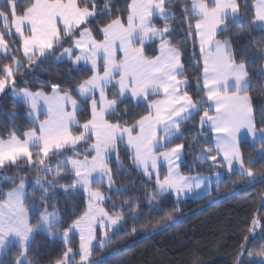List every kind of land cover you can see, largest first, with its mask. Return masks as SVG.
<instances>
[{"label":"snow or ice","instance_id":"6c2138e0","mask_svg":"<svg viewBox=\"0 0 264 264\" xmlns=\"http://www.w3.org/2000/svg\"><path fill=\"white\" fill-rule=\"evenodd\" d=\"M108 3L109 0H105L104 6L98 8L95 0H91V7H80L77 0H33L22 14H17L15 0H6L11 10L10 22L9 14L0 10L4 27H14L19 35L24 56L30 65L38 62L37 57L51 55L63 37H72L77 30L79 38L73 39L72 43L79 52L72 63L84 61L85 64L91 65L92 75L79 83L75 89L82 99L88 100L91 97V117L82 125H79L76 119L81 105L73 99L71 91H62L57 84H52L50 95L42 90H15L14 72L20 68V62L15 57L11 65H4V75L0 77V94H3L9 85H13L11 95L29 107L28 117L33 124L38 121V115L35 114L40 110V101H43L47 109V118L39 121L38 128L25 131L24 139H20L14 132L8 139H0V168L17 165L21 159L26 158L28 166H39L41 171L53 173L50 184L65 173L74 174L75 179L71 187H82L87 197V208L69 229H65L62 239L67 245L71 229L79 231V264H88L96 238L97 223L102 230L99 246L103 247L111 242L109 230H116L126 219L122 214L109 215L101 206L108 197L100 191L91 190L93 183H102L106 179L109 191H123L115 188L108 164L114 151L118 158L119 143L126 140L134 167L142 170L145 177L151 179L155 173V191L147 193L149 206L153 210H163L156 202L157 197L162 198L170 191L179 197L193 188L192 178L180 175L176 168L182 144L156 153L157 148L180 136L182 124L199 111L201 106L199 102H194L186 91L181 94V85L187 83L186 79H179L183 75L181 52L167 39L174 29L169 28L167 24L163 28H157L151 23L154 12L165 21L169 20L172 14L165 10V0H131L128 5L127 25L117 16L99 29L103 39L97 40L89 28L82 26L89 22V18L103 15L108 9ZM240 8L241 4L237 0H212L211 6L205 0H191V15L198 19L194 34L189 31L188 35H194L199 42L203 89L207 101L211 102L209 109H205L200 116V126L202 130L205 125L210 128L213 141L202 154L215 152L216 155L208 157L214 163L217 156L222 155L229 171L234 163H239L243 174L244 162L238 147V134L242 129H246L252 138L257 137L251 100L247 94L248 72L243 62L236 63L230 42L227 39H216L218 30L227 27L226 20L229 17L234 21L240 18ZM254 8L252 27L264 29V0H256ZM59 25L63 26L62 29ZM25 32L30 34L25 35ZM153 38L159 39V55L149 58L145 54V44ZM137 42L139 47L135 46ZM0 49L7 51L2 34ZM118 51L123 53V58L119 61L116 58ZM72 53V48L64 49V53L56 59L59 61L66 54L71 60ZM101 59L102 75L98 71V60ZM109 86L114 89L118 86V94L113 91L112 99H108L106 95ZM96 92L99 93L98 98ZM161 93L163 98L148 103L147 114L141 116L133 125L122 126L119 121L112 123L106 118L109 115H118L117 107L129 96L130 101L138 102L141 97L147 100L149 94ZM67 105L71 106V111L67 110ZM211 105H214V114L210 115ZM124 123L126 125V122ZM73 125L81 127L82 131L74 134ZM89 135L95 139L84 151L94 152V155L90 158L85 155L83 159H79L77 148L81 142H87ZM260 135L264 136V133ZM33 148L38 150L33 152ZM68 150L73 154L63 160L58 159L53 172L48 161L52 157L63 156ZM161 158L168 164V173L163 179L158 171V161ZM119 166L123 167L122 164ZM247 176L254 182L250 169ZM26 183V180L21 178L19 185L2 194L4 199H0V250L12 243L18 245L21 252L16 264H33V261L25 260L33 234L44 231L49 237H58V233L52 229L61 222L56 210L49 212L45 207L40 212L37 224H30V215H35L36 207L34 203L25 205ZM35 184L42 189L41 200L47 203L48 187H45L39 176L36 177ZM194 186L200 188L201 184L196 183ZM129 203L131 202L119 207L127 208ZM116 207L113 205V209ZM133 212L131 218L138 219L139 213L135 209ZM256 223L254 219L253 224ZM245 247L246 245H241V254ZM72 254L73 249L68 247L63 253V258L56 261V264H69ZM237 264H240L239 257Z\"/></svg>","mask_w":264,"mask_h":264},{"label":"trees","instance_id":"16d2710c","mask_svg":"<svg viewBox=\"0 0 264 264\" xmlns=\"http://www.w3.org/2000/svg\"><path fill=\"white\" fill-rule=\"evenodd\" d=\"M205 1L211 6L210 0ZM32 2L33 0H15L17 14H22ZM77 2L80 7H91V0ZM95 2L98 8L105 4V0ZM237 2L241 4L240 18L235 21L228 19L227 27L217 37L230 42L237 64H245L249 77L247 94L251 100L255 126L264 130V30L252 27L256 0ZM130 3L131 0H109L107 11L89 19L82 27L89 28L95 39L102 40L103 35L99 29L117 16L127 24ZM165 9L172 14L171 18L165 21L163 18L154 17L152 26L163 28L167 24L169 28L174 29L167 39L181 52L183 75L179 79L187 80L182 93L186 91L193 101L199 102L201 106L199 111L182 124L180 136L165 143L158 149V153L170 150L176 144H182V160L179 164L182 176H219L220 179L202 196L175 199L168 193L162 198L157 197L156 202L163 210L155 211L149 206L147 199V193L155 191L154 176L149 179L143 175L142 170L135 168L126 141L119 143L118 158L116 153L108 163L115 188L123 191L118 193L109 191L106 187L103 189L108 197L105 206L109 215L122 214L126 219L121 222L120 229L113 233L110 243L92 248L89 260L91 264H235L241 245H246L242 264H261L264 262V142L254 146L247 141L240 144L243 165L252 171L254 182L238 172L226 173L219 156L215 163L208 158L210 155H216L215 152L202 154L213 139L210 130L206 126L202 130L200 126V116L205 109H209V105L203 89V65L198 40L194 35H188L189 31L194 34L198 17L191 15V0H165ZM0 10L7 12L11 17L6 0H0ZM2 30L3 25L0 22V32ZM61 35L63 36L62 33ZM78 36L79 30L74 32L72 37H63L51 55L37 57L38 62L30 65L21 54L19 42L6 34L3 35L11 52L0 54V77L4 75V65H11L15 57L20 62L19 70L14 72L15 89L26 88L32 92L42 90L50 95L52 84H57L62 91H71L73 99L81 105L76 119L79 125H82L91 117V97L84 100L75 89L79 83L92 75V70L87 65L76 66L70 59H56L64 49L73 47L72 40ZM159 43V39L146 42L145 54L149 58L158 55ZM135 46L139 47V42ZM98 71L103 73L102 61ZM12 87L13 85L8 86ZM113 91L118 94L117 88L109 86L106 91L108 99L113 98ZM95 95L97 97V94ZM158 97L151 95L146 101L137 103L125 98L116 109L118 115H109L106 118L112 123L119 121L122 126L133 125L141 116L147 114L148 103ZM28 111L27 105L8 92L0 94V139H8L13 132L18 137H23L25 131L35 128L36 124L27 117ZM72 130L74 134H79L82 128L76 125ZM92 143L93 137L89 135L87 142L78 146L77 158L83 159L85 155L90 158L92 153H86L84 150ZM31 150L35 152L38 149ZM72 154V151L68 150L63 156L52 157L48 163L51 164L53 172L58 159L63 160ZM120 164L123 165L122 168ZM0 173V199H4L2 194L18 186L21 178L26 180L25 205L34 203L36 207L35 215H31L32 226L45 207L49 212L56 210L61 217V222L52 229L58 233V237H49L44 231L34 233L27 250V260L33 261V264H56V261L63 258V253L68 247H71L78 257L80 238L71 233L67 245L61 238L65 229H69L86 210L85 193L78 187H71L75 179L74 174L65 173L50 184L53 173L41 171L39 166H28L27 159H21L17 165L0 168ZM167 173L166 168L160 167L161 179ZM38 176L49 189L47 203L41 200L42 189L35 184ZM5 177L7 179H4ZM129 201L131 203L127 208L119 207ZM113 205L117 207L113 209ZM133 209L139 213L136 220L131 218L134 215ZM254 219L257 222L255 225ZM252 233L255 235H251ZM20 252L21 249L16 244H11L0 257V264H16ZM248 256L256 260L252 261ZM78 260L74 259L69 264H76Z\"/></svg>","mask_w":264,"mask_h":264},{"label":"crops","instance_id":"0c3cea01","mask_svg":"<svg viewBox=\"0 0 264 264\" xmlns=\"http://www.w3.org/2000/svg\"><path fill=\"white\" fill-rule=\"evenodd\" d=\"M210 1H212V0H210ZM206 2V1H205ZM254 9V14H255V8H253ZM166 10V9H165ZM9 11H10V15H11V10H10V8H9ZM167 11V10H166ZM168 12V11H167ZM154 17H159V15L157 14V13H155L154 12V14H153V17L152 18H154ZM161 18V17H160ZM228 19H232L231 17H229ZM227 19V20H228ZM226 20V21H227ZM11 21V17H9V22ZM0 22H1V24L3 25V30H2V32H0V34H2V35H8L11 39L12 38H15L18 42H19V46H20V51H21V54H22V56L25 58V59H27L25 56H24V53H23V47H22V42H21V40H20V37H19V35L15 32V28L14 27H11L10 26V28H5L4 27V23H3V20L2 19H0ZM127 25V24H126ZM59 27L62 29V25H59ZM225 28H223L222 30H224ZM222 30H218V32H217V36H218V34L222 31ZM264 30V29H263ZM9 32L11 33V34H9ZM28 34H30V33H28V32H25V35H28ZM216 36V39H218V37ZM4 38V37H3ZM77 38H79V36L77 37ZM76 38V39H77ZM153 39H155V38H153ZM153 39H151V40H149V41H152ZM5 40V39H4ZM218 40H220V41H224V40H221V39H218ZM149 41H147V42H149ZM5 42H6V40H5ZM6 44H7V51H5V50H3V49H0V54H8V53H10L11 52V48H10V46H9V44H8V42H6ZM198 46H199V42H198ZM67 49V48H66ZM72 49H73V53H72V57H71V60H74L75 59V56L78 54V52H79V50L78 49H76L75 48V46L73 45V47H72ZM62 53H64V50L62 51ZM61 53V54H62ZM61 54H60V56H61ZM158 55H159V45H158ZM59 56V57H60ZM116 58H117V60L119 61L120 59H122L123 58V53L122 52H117V54H116ZM64 59H69V57H68V55H63V57L60 59V60H64ZM202 59V58H201ZM100 61H102V59L101 60H98V66H99V63H100ZM103 62V61H102ZM74 65H87V66H89L90 68H91V65L90 64H85V62L84 61H80L79 63H75ZM246 69V68H245ZM103 74V73H102ZM101 74V75H102ZM119 77H118V75H117V77H116V79H118ZM185 86V84H182L181 85V94H183L182 93V88ZM248 86H249V77H248ZM117 89H118V86H117ZM78 93V92H77ZM95 94H97V98H98V96H99V93L98 92H96ZM79 95V94H78ZM152 94H149V96H151ZM148 96V97H149ZM159 97L158 98H156L155 100H158V99H162L163 98V94L161 93L160 95H158ZM81 98V97H80ZM129 98H130V96H129ZM207 98V97H206ZM141 101H146L143 97H141V99L138 101V102H141ZM43 102V101H42ZM134 102H136V101H134ZM137 103V102H136ZM210 104H211V102H208V105H209V107H210ZM252 106V105H251ZM67 107V109L68 108H71V106L70 105H67L66 106ZM211 107H212V113H209L210 115L211 114H214V105H211ZM69 111H71V110H69ZM252 111H253V109H252ZM253 123H254V126H255V121H254V115H253ZM209 130H210V128L207 126V125H205ZM255 130H256V133H257V137L254 139V138H252L251 136H250V134H248V132H247V130L246 129H242L241 130V132L238 134V147H239V150H240V144L242 143V142H244V141H247L248 143H250L251 145H256V144H259V143H262V142H264V136H261L260 134L261 133H264V130H259V129H257L256 128V126H255ZM136 131L138 132L139 131V129L137 128L136 129ZM210 132H211V130H210ZM135 134V133H134ZM212 134V133H211ZM212 139H213V134H212ZM158 149L159 148H157L156 149V153L157 154H159L158 153ZM168 151V150H167ZM160 153H162V152H160ZM240 153H241V150H240ZM219 156V158L222 160V162H223V159H222V156L221 155H218ZM241 157H242V153H241ZM181 160H182V150H181V156H180V159L176 162V168H177V170H178V172H179V164H180V162H181ZM163 164V165H162ZM158 165H160V167H164V168H166V170H167V172H168V164H167V161H165L163 158H161L159 161H158ZM179 174H180V172H179ZM181 175V174H180ZM216 176H201V175H197V176H193V177H190V178H192V181L191 182H194V184H195V182H197V181H207L209 178H213V179H216L215 178ZM193 187H194V185H193ZM195 188V187H194ZM200 190H202V188L200 189ZM171 192V191H170ZM191 192V194H192V196H196L198 193H196V188L195 189H193L192 191H190ZM190 192H186V193H183V194H181V195H183V196H179V197H177L176 196V194L174 193V192H171V193H169V194H171L175 199H184V198H187L188 197V195H189V193ZM175 194V195H174Z\"/></svg>","mask_w":264,"mask_h":264},{"label":"rangeland","instance_id":"374dc122","mask_svg":"<svg viewBox=\"0 0 264 264\" xmlns=\"http://www.w3.org/2000/svg\"><path fill=\"white\" fill-rule=\"evenodd\" d=\"M211 2H212V1H211ZM206 3H207V2H206ZM89 19H92V18H89ZM75 39H76V38H75ZM11 89H12V88H8V87H7L5 93L8 92V93L11 95ZM15 90H16L17 92L20 91V90H17V89H15ZM11 96H12V95H11ZM12 97H13V96H12ZM15 99H16V98H15ZM17 100H18V99H17ZM18 101H19V100H18ZM40 105H41V107H40L39 112L35 114V115H38V121L36 122V127H35V128H38V123H39V121L45 120V119L47 118V109H46V107L43 105V102H42V101H40ZM67 110H71V108H68ZM29 111H30V109H29ZM29 111H28V113H29ZM28 113H27V117H28ZM28 119H30V118L28 117ZM30 120H31V119H30ZM75 126H76V125H73L72 128L75 127ZM19 138H20V139H24V136H23V137H19ZM94 139H95V138L93 137V142H94ZM125 141H126V140H125ZM81 143H83V142H81ZM261 153H262V152L260 151V154H261ZM92 155H94V152H92ZM115 155H116V151H114V152L112 153L111 158H113ZM221 156H222V155H221ZM24 159H26V158H24ZM222 159H223V156H222ZM221 161H222V160H221ZM108 164H109V163H108ZM222 164H223V167H224L226 173L230 174V173H233V172H238V173L242 174V173H241V170H240V165H239V163H234L233 168H232L231 171H229L228 166H227L226 162H224V160H223ZM162 165H163V164H162ZM109 168H110V167H109ZM243 168H244V172H243L242 175H244V176H246L247 178H249V177L247 176V171H248L249 169H247L244 165H243ZM159 169H160V165H159V167H158V171H159ZM0 176H1V173H0ZM153 176H154V178H156V177H155V173H153ZM215 178H216V179L209 178L207 181H197V182H195V184H196V183L201 184V187H200V188H196V187L194 186V187L196 188V193L199 192L196 196H202V195L208 193V192L210 191L212 185L215 184V183H217V181L220 179L219 176H216ZM249 179H250V178H249ZM250 180H251V179H250ZM192 183H193V185H195L194 182H192ZM103 187L108 188V184H107V180H106V179H105V181L102 182V183H93V184L91 185V190H92V191H100L105 197H107L106 194L104 193V189H103ZM194 187L192 188V190L195 189ZM78 188H80V189L83 191L82 187H78ZM201 188H202V190H200ZM192 190H191V191H192ZM83 192H84V191H83ZM189 192H190V191H189ZM169 193H171V192H169ZM174 195H175V194H174ZM181 196H183V195H181ZM190 197H192L191 192L189 193V195H188L187 198H190ZM85 198H86V208H87V197H86V194H85ZM182 199H183V198H182ZM106 201H107V200H106ZM106 201L103 202V203L101 204V206L105 209V211H107V210H106V206H105ZM38 220H39V218L37 219L35 225L37 224ZM29 222L31 223V215H30V220H29ZM72 224H73V223H72ZM35 225H34V226H35ZM120 226H121V223L118 225V227L116 228V230H114V231H113V230H109V232H108L109 239L112 237L113 233L117 232V231L120 229ZM71 233H72V234H76V235L80 238L79 231L76 230L75 228H72L71 231H70V239H71ZM101 233H102V230L100 229L99 223H97V225H96V233H95L96 238H95V240H94V242H93V244H94L93 247H95V246H99V243H100V240H101ZM33 235H34V234H33ZM62 237H63V236H62ZM62 237H61V238H62ZM12 244H14V243H12ZM10 245H11V244H9L5 249L0 250V257L3 256V254H4V253L6 252V250L10 247ZM17 246H18V245H17ZM93 247H92V248H93ZM92 248H91V250H92ZM75 253H76V252L73 251V254L70 255L69 262L72 261V260H74V259H77V258H78L79 260H78V262H77L76 264H79V262H80L79 249H78V251H77V253H78V257H76ZM25 260H27V257H25ZM88 262H91V261L89 260Z\"/></svg>","mask_w":264,"mask_h":264},{"label":"built area","instance_id":"2783aa9c","mask_svg":"<svg viewBox=\"0 0 264 264\" xmlns=\"http://www.w3.org/2000/svg\"><path fill=\"white\" fill-rule=\"evenodd\" d=\"M249 257V259H251L252 261H255L256 259L254 258V257H251L250 258V256H248ZM239 258H240V264H242V262L244 261V256H243V253L241 254V252H240V254H239ZM92 262H88V264H91ZM235 264H237V261H236V263ZM261 264H264V262L263 263H261Z\"/></svg>","mask_w":264,"mask_h":264}]
</instances>
